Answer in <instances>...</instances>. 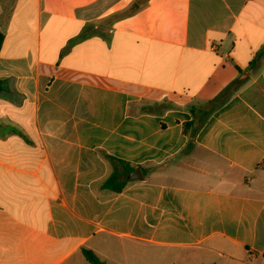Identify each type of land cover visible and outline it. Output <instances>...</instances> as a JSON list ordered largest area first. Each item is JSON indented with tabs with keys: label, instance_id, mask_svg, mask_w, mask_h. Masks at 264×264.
I'll list each match as a JSON object with an SVG mask.
<instances>
[{
	"label": "crops",
	"instance_id": "1",
	"mask_svg": "<svg viewBox=\"0 0 264 264\" xmlns=\"http://www.w3.org/2000/svg\"><path fill=\"white\" fill-rule=\"evenodd\" d=\"M136 1L0 0V264H264V0Z\"/></svg>",
	"mask_w": 264,
	"mask_h": 264
},
{
	"label": "trees",
	"instance_id": "2",
	"mask_svg": "<svg viewBox=\"0 0 264 264\" xmlns=\"http://www.w3.org/2000/svg\"><path fill=\"white\" fill-rule=\"evenodd\" d=\"M146 2H147V0H137L134 3V5L132 6L131 11L136 10L137 8L144 5ZM3 42H4V35L2 33H0V51H1V47H2ZM216 100L212 102V104L209 106V108L205 111V116L202 117L198 123L196 121H194V122H191V123H188L185 125L186 131H187L188 127L191 128V132L189 133L190 144L193 143L196 132L203 125V123L206 121L209 113H211V111H213L216 108V106H217ZM109 158L114 165V172L105 181L104 187L111 189L113 191H116V192L122 191L126 185L127 180H126V178H124L123 181L121 180L122 176H121L120 170H122V172H124V174H125L124 176L126 177V175L128 173L132 172L135 168L133 166L129 165L128 163L120 160V159L114 158L112 156H110ZM83 254H84L86 260L89 262V264H107L106 262L100 260L97 257V255L90 249L84 248Z\"/></svg>",
	"mask_w": 264,
	"mask_h": 264
},
{
	"label": "rangeland",
	"instance_id": "3",
	"mask_svg": "<svg viewBox=\"0 0 264 264\" xmlns=\"http://www.w3.org/2000/svg\"><path fill=\"white\" fill-rule=\"evenodd\" d=\"M154 253L153 255L151 254L143 255L140 253L138 257L132 258L131 261H127L123 263L124 264H199L198 263L199 261L196 260L194 257L188 258L186 260H183L182 258H176L174 252H172L170 255L166 257H164L163 253L158 252V250H154ZM187 255L190 256L194 254H187Z\"/></svg>",
	"mask_w": 264,
	"mask_h": 264
},
{
	"label": "water",
	"instance_id": "4",
	"mask_svg": "<svg viewBox=\"0 0 264 264\" xmlns=\"http://www.w3.org/2000/svg\"><path fill=\"white\" fill-rule=\"evenodd\" d=\"M131 179H143L142 171L140 169H136L130 174Z\"/></svg>",
	"mask_w": 264,
	"mask_h": 264
}]
</instances>
